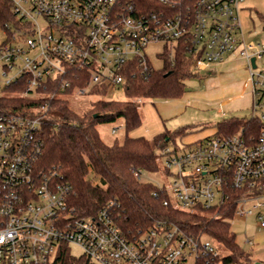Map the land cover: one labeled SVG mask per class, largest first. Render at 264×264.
<instances>
[{"label": "built area", "instance_id": "1", "mask_svg": "<svg viewBox=\"0 0 264 264\" xmlns=\"http://www.w3.org/2000/svg\"><path fill=\"white\" fill-rule=\"evenodd\" d=\"M5 1L15 22L5 25L0 42V93L16 84L35 104L24 114L0 111V264H49L63 244L93 264H228L217 241L204 234L163 222L126 234L110 204L80 213L70 184L37 158L50 103L68 95L100 98L95 87L123 92L133 66L143 76L153 69L148 45L162 44L157 56L180 47L195 72L237 55L248 69L247 117L257 122L156 148L170 178L157 186L164 205L212 217L231 209L228 221L252 217L264 227V34L245 40L243 0Z\"/></svg>", "mask_w": 264, "mask_h": 264}, {"label": "trees", "instance_id": "2", "mask_svg": "<svg viewBox=\"0 0 264 264\" xmlns=\"http://www.w3.org/2000/svg\"><path fill=\"white\" fill-rule=\"evenodd\" d=\"M14 22L10 3L0 0V26L4 28ZM158 57L161 66L153 67L146 76L141 75L135 66L131 68L123 90L125 99H104L108 92L105 86L92 89L102 97L81 112L72 108L66 98L54 99L42 121L40 137L43 145L37 162L45 169H56L70 184L73 203L82 214L93 215L101 206L110 204L113 219L126 234L163 222L183 232L204 234L219 242L227 250L225 260L228 264H252L251 252L237 242L236 233L227 220L232 216L231 209H221L219 217H212L211 212H187L164 205L166 194L156 184L142 180L135 173L139 170L157 171L159 164L155 149L188 133V126L183 125L157 133L151 139L128 135L141 124L137 99L178 98L185 91V80L198 74L192 69L193 58L185 55L180 47H165ZM19 90L16 84L3 89L0 93L1 112L24 114L35 104L31 97L20 95ZM117 117L123 118L125 136L121 142L115 139L106 143L96 126ZM249 122L257 121L248 117L223 119L215 123L212 134L235 133ZM204 137L183 142L188 145ZM90 172L99 177L101 183L93 182ZM154 191H157L156 196ZM49 264L93 263L83 255L72 254L63 244Z\"/></svg>", "mask_w": 264, "mask_h": 264}, {"label": "rangeland", "instance_id": "3", "mask_svg": "<svg viewBox=\"0 0 264 264\" xmlns=\"http://www.w3.org/2000/svg\"><path fill=\"white\" fill-rule=\"evenodd\" d=\"M246 41L259 39L264 34V0H243V9L240 12ZM12 25V24H11ZM6 30L0 26V42L5 40ZM162 50L161 43H152L146 48L149 61L154 68L161 66V59L156 53ZM195 76L185 80V91L178 98H140L136 100L137 109L141 116V124L128 132L130 137L143 136L151 139L155 134L164 130H174L187 125L188 133L183 137H177L178 145L195 139L211 135L215 129V123L230 117H247L252 111V95L248 87L243 83L248 76L245 61L237 55H227L218 63H211L201 68ZM70 106L76 111H84L90 107V103L98 96L92 94L65 96ZM102 97V96H101ZM104 99H125V95L118 89H110ZM97 130L101 139L106 143H112L115 139L121 142L125 136L123 118L117 117L112 121L100 122ZM113 128L115 131H113ZM211 133V134H210ZM184 141V142H183ZM159 169L155 172L142 171V180L150 181L156 185L170 183L166 176L163 163L158 159ZM89 177L95 183H101L99 177L91 172ZM231 229L236 233L237 242L252 254V264L260 254L254 246L244 243L245 237L254 236L253 231L260 227L252 218H235L229 221ZM215 245L221 254H227V250L218 242ZM71 252L78 254L79 249L71 246ZM264 259V258H262ZM261 261H264L262 260Z\"/></svg>", "mask_w": 264, "mask_h": 264}, {"label": "crops", "instance_id": "4", "mask_svg": "<svg viewBox=\"0 0 264 264\" xmlns=\"http://www.w3.org/2000/svg\"><path fill=\"white\" fill-rule=\"evenodd\" d=\"M244 85H245V81L243 83V87H245ZM198 138H200V137H196L195 139H198ZM195 139L193 138V139H191L189 141H192V140H195ZM250 218H252V217H250ZM252 220L255 221L254 218H252ZM253 234H254V236L256 235V238L255 239L252 238V237H248V238H251L253 240V244L251 246L256 247V249L258 250L257 253L260 254L259 256H262V257H258L256 261H261V259L264 258V228L258 230V232L257 231L254 232L253 231ZM262 260H264V259H262ZM261 262H264V261H261Z\"/></svg>", "mask_w": 264, "mask_h": 264}, {"label": "water", "instance_id": "5", "mask_svg": "<svg viewBox=\"0 0 264 264\" xmlns=\"http://www.w3.org/2000/svg\"><path fill=\"white\" fill-rule=\"evenodd\" d=\"M253 264H264V262H261V261H254Z\"/></svg>", "mask_w": 264, "mask_h": 264}]
</instances>
